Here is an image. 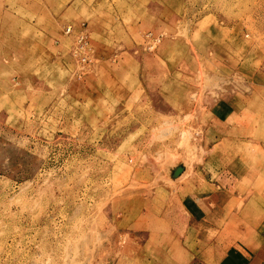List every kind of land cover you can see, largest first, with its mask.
<instances>
[{
  "label": "rangeland",
  "instance_id": "1",
  "mask_svg": "<svg viewBox=\"0 0 264 264\" xmlns=\"http://www.w3.org/2000/svg\"><path fill=\"white\" fill-rule=\"evenodd\" d=\"M261 86L264 0H0V264H245Z\"/></svg>",
  "mask_w": 264,
  "mask_h": 264
},
{
  "label": "crops",
  "instance_id": "2",
  "mask_svg": "<svg viewBox=\"0 0 264 264\" xmlns=\"http://www.w3.org/2000/svg\"><path fill=\"white\" fill-rule=\"evenodd\" d=\"M255 87H260V86L256 84ZM261 88H264V86L263 87L261 86ZM224 135H226L225 136L227 138L226 140L230 139V135H228V134H224ZM231 137H233V135ZM224 164H226V163H223V165ZM222 167H225V165ZM247 170L248 169H246V171H244V173H242V175L239 178H234L232 176L230 177L233 179L232 185L235 186V188H236V185H237V187H245V188L246 187L249 188L252 185L251 183H253V179L256 178V176L254 175L253 178L251 177V175L254 173V170L252 171V168L249 167V170H250L249 173ZM222 184H223V182H222ZM225 191H226L225 194L222 196L225 201L231 200L232 199L231 196H235V193L232 194L227 189H225ZM250 195L252 196V195H254V193L250 194ZM246 228L247 227H245V228L242 227L243 230H241V231H245ZM253 231H255V233L257 232L258 234H261L260 243H256L255 246L253 247L254 249L253 250L251 249L252 252L247 254V260H246L245 264H264V224L257 226L256 229H254ZM223 262L224 261H222V263ZM227 263L228 264H238L239 261H235L232 259L229 262L227 261Z\"/></svg>",
  "mask_w": 264,
  "mask_h": 264
},
{
  "label": "built area",
  "instance_id": "3",
  "mask_svg": "<svg viewBox=\"0 0 264 264\" xmlns=\"http://www.w3.org/2000/svg\"><path fill=\"white\" fill-rule=\"evenodd\" d=\"M71 27L67 26L66 27V33L70 32ZM78 47L83 48V45L86 44L85 36H80L77 40ZM79 59L82 63H87L89 61V58L86 55H81L79 56Z\"/></svg>",
  "mask_w": 264,
  "mask_h": 264
},
{
  "label": "water",
  "instance_id": "4",
  "mask_svg": "<svg viewBox=\"0 0 264 264\" xmlns=\"http://www.w3.org/2000/svg\"><path fill=\"white\" fill-rule=\"evenodd\" d=\"M182 172V168L178 167L175 169L174 174L179 175Z\"/></svg>",
  "mask_w": 264,
  "mask_h": 264
}]
</instances>
